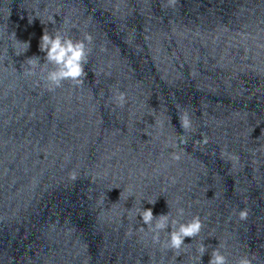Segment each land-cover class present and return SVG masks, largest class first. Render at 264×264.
Instances as JSON below:
<instances>
[{
  "label": "water",
  "instance_id": "95a60500",
  "mask_svg": "<svg viewBox=\"0 0 264 264\" xmlns=\"http://www.w3.org/2000/svg\"><path fill=\"white\" fill-rule=\"evenodd\" d=\"M45 28L93 37L82 85L23 74L45 63ZM178 109L194 131L177 160ZM140 202L202 232L162 249L126 211ZM202 241L201 264L219 244L230 264H264V0H0V264H196Z\"/></svg>",
  "mask_w": 264,
  "mask_h": 264
},
{
  "label": "clouds",
  "instance_id": "9594fccd",
  "mask_svg": "<svg viewBox=\"0 0 264 264\" xmlns=\"http://www.w3.org/2000/svg\"><path fill=\"white\" fill-rule=\"evenodd\" d=\"M167 3L169 6H173L175 0H167ZM34 13L35 16H33L32 13L29 14V23H31L34 18L40 19L39 13ZM55 16L56 15L48 17V24H56V20L54 19ZM41 23L44 24L42 21ZM11 37L13 49L17 56L29 50L30 43L18 41L15 33H12ZM92 42L93 37L91 34L85 35L83 40H74L67 31L57 29L54 32H49L47 28H45L39 45L40 51L46 54L45 63L42 64L38 57L28 59L25 64L26 66H23V74L25 76H36L37 69H39V79L43 82V86L46 90L50 92H55L56 89L63 87L65 81L73 82L74 86L82 85L87 77L85 65L88 64V56L91 53L89 45H91ZM112 99L118 107H124L127 103V94L116 89ZM176 118L178 119L180 128L183 130V134L179 135L175 142L170 143L169 146L173 149V157L178 160L183 151L182 145L187 143L186 134L194 131V121L192 113L187 110L181 111L178 109ZM153 119L154 122H158L162 130L167 127L168 122L166 118L156 121V117L154 116ZM207 142V137H204L203 143L207 144ZM221 155L226 158L227 161H230L233 167L240 162L239 156L230 153L227 149L222 151ZM70 178L72 180L77 178L75 171L70 174ZM147 202L155 205L157 200ZM98 203L102 206L104 201L100 200ZM101 210L105 212L103 207H101ZM133 210L135 211L136 219L141 217L142 224L147 226L146 228L141 226L139 230L146 234H150L154 244L160 245L162 249L173 251L177 255L182 251H186L187 246L191 245L185 243L186 238L195 239L200 235L204 227L199 216L193 217L188 222H182L181 218L185 215V210L182 207L177 209V216L175 217L172 216L170 212L166 215H160L158 218L154 217L153 210L151 208L144 209L141 202L139 208H132L131 210L126 209L129 214H131ZM110 211L111 209L107 210V212ZM247 216V209L240 210L239 218L241 220H246ZM169 229H171V231H169ZM162 233L165 237L163 241L161 240ZM222 248L223 246L219 244V246L211 252L209 264H230L228 255ZM207 252L208 247H206L202 241L196 250V255H194L192 259L196 264H201L202 258ZM236 264H253V258L248 255L240 256Z\"/></svg>",
  "mask_w": 264,
  "mask_h": 264
}]
</instances>
